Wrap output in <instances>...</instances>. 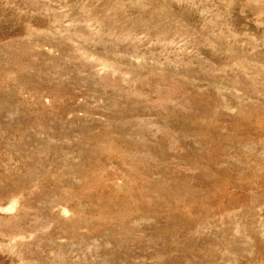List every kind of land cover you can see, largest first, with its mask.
<instances>
[{
    "label": "rangeland",
    "instance_id": "1",
    "mask_svg": "<svg viewBox=\"0 0 264 264\" xmlns=\"http://www.w3.org/2000/svg\"><path fill=\"white\" fill-rule=\"evenodd\" d=\"M0 264H264V0H0Z\"/></svg>",
    "mask_w": 264,
    "mask_h": 264
}]
</instances>
